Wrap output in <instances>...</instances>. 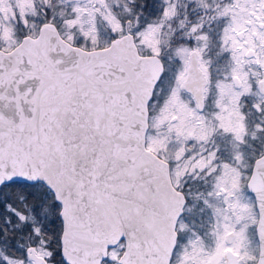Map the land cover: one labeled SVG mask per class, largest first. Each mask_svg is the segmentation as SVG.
Wrapping results in <instances>:
<instances>
[{
    "label": "snow or ice",
    "instance_id": "6c2138e0",
    "mask_svg": "<svg viewBox=\"0 0 264 264\" xmlns=\"http://www.w3.org/2000/svg\"><path fill=\"white\" fill-rule=\"evenodd\" d=\"M0 264H264V0H0Z\"/></svg>",
    "mask_w": 264,
    "mask_h": 264
}]
</instances>
